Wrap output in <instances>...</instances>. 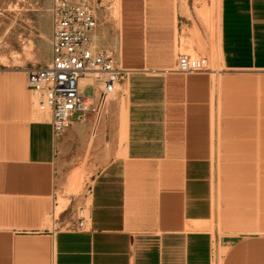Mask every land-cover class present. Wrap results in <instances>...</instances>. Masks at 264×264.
I'll list each match as a JSON object with an SVG mask.
<instances>
[{"label": "crops", "instance_id": "crops-1", "mask_svg": "<svg viewBox=\"0 0 264 264\" xmlns=\"http://www.w3.org/2000/svg\"><path fill=\"white\" fill-rule=\"evenodd\" d=\"M118 6L116 37L98 11L95 41L124 68L125 138L84 229L71 203L57 212L82 118L55 135L27 67L0 64V264H214L217 247L221 264H264V0ZM192 52L207 69L176 71Z\"/></svg>", "mask_w": 264, "mask_h": 264}, {"label": "rangeland", "instance_id": "rangeland-1", "mask_svg": "<svg viewBox=\"0 0 264 264\" xmlns=\"http://www.w3.org/2000/svg\"><path fill=\"white\" fill-rule=\"evenodd\" d=\"M91 1L108 18L109 35L116 37L115 22L120 0ZM51 3L52 0H0V64L39 67L47 63L51 49ZM192 55L198 56L195 52ZM85 94H94L91 82L85 84ZM77 125L79 129L57 159L58 204L62 199L67 205L71 203L69 219L72 221H78L81 212L87 216V198L95 175L120 152L124 144L123 87L119 85L114 99L99 119L95 113L88 112L81 121H77ZM80 169L84 171L82 186L77 192H71L69 184L65 183L67 180L69 182L75 170ZM222 255L223 250L217 247L214 264H221Z\"/></svg>", "mask_w": 264, "mask_h": 264}, {"label": "built area", "instance_id": "built-area-1", "mask_svg": "<svg viewBox=\"0 0 264 264\" xmlns=\"http://www.w3.org/2000/svg\"><path fill=\"white\" fill-rule=\"evenodd\" d=\"M50 11V58L43 66L26 68L27 85L37 92L38 108L50 113L54 133L60 135L88 112L102 116L118 92L124 68L113 51L95 41L98 9L91 0H52ZM206 69L202 58L179 54L176 71ZM85 79L94 87L91 96L85 94ZM87 222L81 212L77 227L84 229Z\"/></svg>", "mask_w": 264, "mask_h": 264}, {"label": "bare ground", "instance_id": "bare-ground-1", "mask_svg": "<svg viewBox=\"0 0 264 264\" xmlns=\"http://www.w3.org/2000/svg\"><path fill=\"white\" fill-rule=\"evenodd\" d=\"M208 8V7H207ZM84 81H86V80H84ZM80 179V178H79ZM69 180H71V179H69ZM80 184H81V180H78V176H75L73 179H72V186H71V190H77V189H79V186H80ZM66 206V201H65V199H62L61 200V204L60 205H58V207H57V212H59V211H61L64 207ZM50 223V222H49ZM217 249V248H216Z\"/></svg>", "mask_w": 264, "mask_h": 264}]
</instances>
